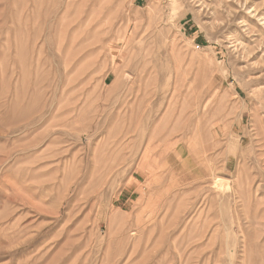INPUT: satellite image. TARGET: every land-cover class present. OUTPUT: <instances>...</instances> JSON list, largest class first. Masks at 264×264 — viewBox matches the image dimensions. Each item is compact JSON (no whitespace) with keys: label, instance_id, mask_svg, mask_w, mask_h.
Listing matches in <instances>:
<instances>
[{"label":"rangeland","instance_id":"1","mask_svg":"<svg viewBox=\"0 0 264 264\" xmlns=\"http://www.w3.org/2000/svg\"><path fill=\"white\" fill-rule=\"evenodd\" d=\"M262 49L264 0H0V264H264Z\"/></svg>","mask_w":264,"mask_h":264},{"label":"bare ground","instance_id":"2","mask_svg":"<svg viewBox=\"0 0 264 264\" xmlns=\"http://www.w3.org/2000/svg\"><path fill=\"white\" fill-rule=\"evenodd\" d=\"M82 17V16H81ZM79 19V18H78ZM78 19H76V20H78ZM78 31V30H77ZM249 44V43H248ZM245 45V44H244ZM249 46V45H248ZM251 46V45H250ZM263 47V46H262ZM251 49V48H250ZM249 50V49H248ZM263 50V53L262 54H264V49H262ZM250 51V50H249ZM249 51H247V52H249ZM257 53H259V52H257ZM140 55H141V52H140ZM150 55V54H149ZM255 56V55H254ZM144 57V56H143ZM160 57V56H159ZM257 57V56H256ZM140 58H142V57H140ZM258 59V58H257ZM150 62H152V61H148V62H146V65H148ZM145 65V66H146ZM91 70V69H90ZM111 73H114L115 75H119L120 73H119V68H117V67H115V66H111L110 68H108V70H107V74H106V76H105V78H104V81H103V83L104 84H107V79H108V76L111 74ZM86 74V73H85ZM91 74V73H90ZM130 75V74H129ZM117 79V78H116ZM121 79V78H120ZM142 80V79H141ZM127 81V80H126ZM122 82V81H121ZM128 82H129V80H128ZM130 82H132V81H130ZM84 83H82V85H83ZM117 84V83H116ZM122 85V84H121ZM136 85V84H135ZM115 88V87H114ZM260 90V92L262 91V89H259ZM140 93V92H139ZM138 93V94H139ZM156 96V95H155ZM65 101V100H64ZM63 101V102H64ZM58 102V101H57ZM77 102V101H76ZM66 103V102H65ZM75 103V102H74ZM77 104V103H76ZM65 105V104H64ZM67 108V107H66ZM230 109V108H229ZM61 110V109H60ZM141 110V109H140ZM141 112V111H140ZM61 113V112H60ZM137 113V112H136ZM139 113V112H138ZM227 113V112H226ZM229 113H231V112H229ZM68 114V113H67ZM232 114V113H231ZM70 115V114H69ZM136 116V115H135ZM140 117H141V115H140ZM66 118V117H65ZM138 118V117H137ZM135 119H136V117H135ZM139 119V118H138ZM136 123H137V121H136ZM159 125V124H158ZM160 126V125H159ZM163 128V127H162ZM148 131V130H147ZM169 131V130H168ZM163 132H164V129H163ZM169 133V132H168ZM162 134V133H161ZM154 136V135H153ZM157 136V135H156ZM154 138V137H153ZM165 138V137H164ZM156 139V138H155ZM212 180H213V182L211 183L212 184V187L215 189V190H220V189H222L223 187L224 188H228L229 187V182H228V180L227 179H222V178H220L218 175H214L213 176V178H212ZM150 184V183H149ZM231 184V183H230ZM231 187V186H230ZM231 189V188H230ZM225 191V190H224ZM224 191H223V193H224ZM156 218H157V216H156ZM162 222V221H161ZM162 224V223H161ZM157 227V226H156ZM154 232V231H153ZM192 241V240H191ZM224 244H225V242H224ZM178 247V246H177ZM177 249V248H176ZM179 252V251H178ZM186 253V252H185ZM224 256V255H223ZM181 258V257H180ZM226 259V258H225ZM236 259V258H235ZM211 260V258H209V261ZM221 260H220V258L218 257H215V263L217 264V263H219ZM189 262V261H188ZM234 263H235V261H234Z\"/></svg>","mask_w":264,"mask_h":264}]
</instances>
